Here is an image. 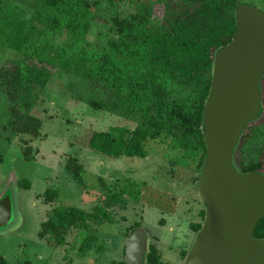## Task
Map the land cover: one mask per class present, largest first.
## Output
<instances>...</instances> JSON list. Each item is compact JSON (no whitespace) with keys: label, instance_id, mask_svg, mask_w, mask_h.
<instances>
[{"label":"trees","instance_id":"16d2710c","mask_svg":"<svg viewBox=\"0 0 264 264\" xmlns=\"http://www.w3.org/2000/svg\"><path fill=\"white\" fill-rule=\"evenodd\" d=\"M0 0V45L19 54L0 65V91L6 102V126L14 134H38L41 121L31 114L40 90L59 68L87 81L100 98L88 105L135 117L132 127L109 125L94 130L87 146L110 157H144L145 142H163L172 165L199 171L205 153L201 111L208 94L214 52L234 31V11L241 0ZM252 2L251 0H249ZM264 10V0L258 1ZM124 8V9H122ZM94 33L91 41L88 34ZM62 39L59 40L58 37ZM264 74L260 77V114L245 124L233 151L240 172H264ZM168 155V154H167ZM65 167L81 182L80 165ZM194 182L196 177L193 178ZM16 184L28 188L20 178ZM143 181L126 179L108 186L102 203L90 211L57 205L40 223L37 235L62 245L76 228L78 250L101 249L89 222L107 220V208L126 199L137 201ZM45 201L56 190L42 193ZM201 220L203 208L199 210ZM201 222L190 223L196 232ZM138 226L133 223L129 231ZM128 231V232H129ZM252 235L264 237V215ZM119 264H125L120 260ZM145 264H166L149 246Z\"/></svg>","mask_w":264,"mask_h":264},{"label":"rangeland","instance_id":"374dc122","mask_svg":"<svg viewBox=\"0 0 264 264\" xmlns=\"http://www.w3.org/2000/svg\"><path fill=\"white\" fill-rule=\"evenodd\" d=\"M17 1L25 6L34 3ZM251 1L241 0L259 8V0ZM120 3L124 7V1ZM93 31L91 27L89 41ZM18 56L0 45V65ZM51 73L30 111L41 121L36 136L9 131L5 124L6 102L0 91V193L9 183L15 187L19 219L16 226L0 232L4 264H114L121 257L122 243L133 223L148 233V245L155 247L160 260L181 264L180 252L188 250L196 233L190 223L203 221L198 213L202 203L193 180L198 172L172 165L169 149L157 140L145 142L144 157L114 158L89 148L87 140L92 131L109 125L132 127L135 117L91 107L87 99L100 95L86 80L59 68H53ZM70 158L80 165L81 182L65 170L73 165ZM20 178L28 181L27 189L16 184ZM126 179L144 182L140 198L126 199L122 206L112 203L106 210L109 219L88 224L99 238L100 250L80 252L76 228L66 233L62 245L37 235L52 207L76 206L90 211L96 203L103 202L108 186L122 184ZM47 188L56 190V198L48 202L42 196Z\"/></svg>","mask_w":264,"mask_h":264},{"label":"water","instance_id":"95a60500","mask_svg":"<svg viewBox=\"0 0 264 264\" xmlns=\"http://www.w3.org/2000/svg\"><path fill=\"white\" fill-rule=\"evenodd\" d=\"M231 39L212 58L201 111L205 153L196 175L204 218L183 264H264V237L252 235L264 215V172H240L233 151L243 126L260 114L264 74V10L239 3ZM18 198L9 183L0 193V232L18 222ZM148 233L139 225L122 244L125 264H143Z\"/></svg>","mask_w":264,"mask_h":264},{"label":"flooded vegetation","instance_id":"af4514ba","mask_svg":"<svg viewBox=\"0 0 264 264\" xmlns=\"http://www.w3.org/2000/svg\"><path fill=\"white\" fill-rule=\"evenodd\" d=\"M18 187H20V186H18ZM123 244V243H122ZM149 246L150 245H147V251H148V249H149ZM152 246V245H151ZM154 247V246H153ZM155 248V247H154ZM147 251H146V253H147ZM188 251V250H187ZM187 251H181L180 252V257H181V260H182V263L181 264H183V261H184V258H185V256H186V254H187ZM146 253H145V255H146ZM122 254H123V251L121 252V257H120V259H119V261H117V262H115L114 264H119V262H120V260H123L122 259ZM156 254H157V251H156ZM145 255H144V260H143V264H145ZM158 255V254H157ZM158 259L160 260V257L158 256ZM161 262H163V263H166V264H173V263H169V262H165V261H162V260H160ZM4 263H6L5 262V259L4 258H2L1 256H0V264H4ZM125 263V262H124ZM49 264H50V261H49Z\"/></svg>","mask_w":264,"mask_h":264}]
</instances>
